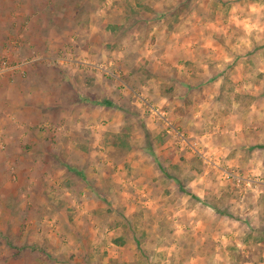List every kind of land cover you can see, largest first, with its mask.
<instances>
[{"label":"crops","instance_id":"crops-1","mask_svg":"<svg viewBox=\"0 0 264 264\" xmlns=\"http://www.w3.org/2000/svg\"><path fill=\"white\" fill-rule=\"evenodd\" d=\"M76 1L79 3L73 5L71 0H65V11H58L60 8L44 7V0H0V63L4 61L15 68L0 75V264H175L178 252L164 239L167 235L172 239L173 225L179 220L164 219L157 213L169 209V205L133 203V198L126 206L113 202L115 195L127 194L126 190L138 196L128 185L132 179L138 187L140 181L142 185L148 183L153 193L161 191V172L140 166L144 157L135 155L117 159L116 167L111 159L102 166L99 159L103 157L94 150L102 137L98 127H92L90 117L94 114L90 111L97 97L108 100L113 97L112 91L106 87L99 94V78L85 80L81 73L71 75L84 65L82 44L101 31L94 22L104 19L103 33L109 39L119 27L112 20L120 11L114 7L107 17H97L91 12L89 0ZM154 3L155 11L145 0H131L132 16L139 24L157 18L172 19L171 11L156 8L161 0ZM147 5L149 12L145 11ZM157 28L149 35H164ZM108 44L109 41L93 42L102 48ZM194 61L187 57L182 64L175 63L176 71L187 77L181 82L186 90L190 82L201 78L190 69L196 66ZM29 66L34 68L32 72L39 66L44 68L46 81L42 82L47 85H29ZM185 67L188 68L184 70ZM53 68H58L59 74ZM145 107L156 112L153 105ZM135 112L139 114L140 110ZM84 117L91 119V126L84 123ZM139 124L147 130L143 120ZM114 136L105 134L108 140ZM94 169L102 173L94 175ZM83 179L89 185L85 186ZM66 186L80 204L66 202ZM99 200L109 202L105 209L109 218L105 221L98 217L103 209ZM117 210L124 216L121 223L116 221ZM135 211L146 222L134 218ZM45 220L47 226L53 225L54 233L50 234L53 227L50 233L42 230ZM143 237L150 239V244ZM190 258L198 261L192 253ZM203 259L200 254L199 260ZM182 260L186 264V256Z\"/></svg>","mask_w":264,"mask_h":264},{"label":"rangeland","instance_id":"rangeland-1","mask_svg":"<svg viewBox=\"0 0 264 264\" xmlns=\"http://www.w3.org/2000/svg\"><path fill=\"white\" fill-rule=\"evenodd\" d=\"M44 1L45 2L43 3V6L47 7V9L58 10L60 8L58 11H65V0H63L61 3L56 2L58 0ZM71 1L73 5H75V3L77 4L78 2L76 0ZM145 1L148 2L149 5L151 4L153 6L152 10L155 11V3L153 0ZM67 4H70V2H67ZM149 5L145 7L146 12H149L151 9ZM169 5L172 6V9L176 8L174 10L176 16L172 19H164L165 17L162 19L157 18L154 20H147L144 21V23L139 24V20L136 18V16H132L134 8L131 5V0H114V7L116 10H119L120 13L115 14L117 17H115L112 22L119 26L118 29L114 30L115 33L110 36L109 39L105 35L103 38H101L98 35L100 32L99 31L97 35L92 36L89 41L83 43L81 46V55L83 59H86L87 57H94L97 55V53H100L101 57H107L112 62L113 72L107 73L103 77L102 81L100 74L95 71H86L81 73L85 80L99 78V87L97 93L101 94L100 91H104L106 87L112 91V98H108V100L103 99L102 101H98L96 99V106L94 105L95 108L90 111L92 115L94 114V116L90 117L93 119L91 122L92 127L97 126L99 137H102V139L100 138L98 145L94 150L101 157H103L99 159V161L104 162L101 163L103 167L104 165H107V161L110 162L109 159L112 161L114 160L113 165L116 167V160L119 158L126 159L127 156L132 158L133 155L142 157L140 149L143 146V137L134 130L135 126L133 123H131L132 121L128 116L132 115L140 117L141 110L138 108H133L130 113H125L123 110L111 112L109 110L107 111L106 109H111L115 104H120L122 102H124L125 107H127V103L124 101L125 96H118L113 92L114 86L117 89L123 87V85L120 84L121 79L128 81V83L132 85V89L137 94L139 102L146 106L153 105L156 103V101L148 102L145 100L144 96L142 95L145 91L149 94V96L153 95L156 91H161L162 94L165 95H162L161 98L170 94L174 95L177 90H180L183 93H193L190 98V102L183 106L184 111L179 113V119L173 123L167 124L166 129L160 121L155 120L153 116L155 111H150L146 107L144 108V105L143 119L139 120V123L143 120V122H145L148 127V121L153 122L155 126V139L159 141L160 148L164 149L160 155L166 161L171 162L169 166L175 165L177 171H179V166L181 164L191 165L193 160H199L201 168L207 166L205 161L208 159V157L204 153H207L208 149H204V153L196 150V154L192 155L191 150L194 149L196 143L195 136L191 134L190 129H186L182 124L184 121H191L196 113L201 109V106H203L205 112L211 114L214 117L213 124L219 123L218 118H216L217 113H219L220 116H223L225 120H230V109L233 101L240 105V109H237V111L239 112L242 109L244 115L253 112V108H255L257 112H264V83H262L264 82V71L259 70L260 68L264 67V51H260L258 55L256 54L257 49L245 50L243 52H233L229 44L235 45L236 40L233 39L228 41L224 32L219 31V29L222 27H228V12L231 11V4L229 3V0H170V2L169 0H165L164 3H157L156 8L158 10H165L167 13L168 11H171ZM180 5H182V8ZM82 7H84V5H82ZM89 9L86 8L88 12H90ZM91 12L94 11L91 10ZM103 20L104 19H98L97 22H94V25L96 27H99L101 24L104 25ZM154 27H158L156 30H159V32L160 30L164 31V35H149ZM234 27L235 24L230 26V28ZM186 31H189L188 33L190 35L185 34ZM172 32H175V35L170 37L169 34ZM229 34H231V32H229ZM158 36H163V38L156 41L155 38ZM175 40L176 43L174 42ZM106 41H109L107 47L102 48L98 47V45H93V42L100 43ZM206 43H211L212 48L202 47V45ZM161 46L163 48H161ZM124 49H135V51L129 53L130 56L135 57V60L127 61V58L125 57L124 61L127 62H118L116 59H114L118 54L123 57ZM145 49L152 53V57H154V59L147 56H144L143 58L141 57L140 52ZM210 53H214V55L208 64L209 72H212V69L216 64L222 62L226 64V67L224 72H212V75L206 77L201 73L202 68L198 65L202 62V58L208 56ZM187 57H189L191 60H195L194 62L196 66L190 68L195 74L194 76L201 77L200 79H195V83L190 82L191 80L188 78L190 82L187 87L188 90H186L185 85L181 83L182 80L187 78L186 75L184 72L178 73L176 71L178 68L175 67V63L182 64L184 60L187 59ZM10 66L12 65H9V67ZM82 68H84V65L81 67V69ZM187 68L188 67H185L184 70ZM32 70H34V68L29 66V85L40 87L42 85H47L46 82H42L46 79V72L44 71V68L39 66L34 72H32ZM52 70L59 74L58 68H53ZM220 76L224 77V81L220 84L219 88H216L215 85ZM117 77H119V79ZM248 83L252 85L251 88H245V85ZM84 88L85 87L82 89ZM237 89H241V91H237ZM104 102H108V105L104 104ZM169 102L171 103V100H169ZM81 104L83 107L87 106L84 100L81 101ZM221 105H227V108H221ZM91 106H93V104ZM214 107L215 111L213 110ZM136 110H140V113L136 114ZM168 110L167 104H165L160 109L162 112H167ZM176 114V112L173 113V115ZM83 115L86 116L88 114ZM157 115H159V113H157ZM163 119L167 120V117H164ZM251 119L253 121L256 119L254 112ZM90 120L88 117L83 118L84 123L88 126H91L89 122ZM247 123L248 121H243L241 123V128H243V126ZM235 126L236 122H230L228 125L229 130ZM225 127V124L220 123L221 130H223ZM109 129H114L116 132L112 133L109 131ZM248 131L249 135L243 137L238 147L249 157H251V155L256 152L257 147H260L259 154L264 155V146H260L258 143H256L259 141L258 133L261 131V128L257 127L255 131H253V129L250 127ZM169 132H175V140H173L172 136L169 135ZM106 133L108 135L115 134L117 143H111L110 141L113 137L111 140H108L105 137ZM181 142H183V144L187 145L188 147L182 148ZM216 150L219 151V148ZM235 151L236 150L233 149V151L230 152L229 155L225 157V159H233L235 156ZM156 152L157 149L149 145L148 151L144 152L143 154L144 159L140 166L143 165L151 167L149 170L153 172L157 171L158 174L161 172V177L163 180L158 183L160 184L159 189L162 191L165 197H171L170 195L174 191V185H172V181L169 180L170 178H168L166 174L163 173L162 169L156 163L152 162V156L155 155ZM104 156L107 157L104 158ZM132 164L131 167H129L130 170L133 169ZM137 167L138 166H135L134 168ZM115 170L116 169L114 168V171ZM192 170H195V168ZM96 171L97 172H95L94 169L92 173L94 175H100L99 173H102L101 169ZM219 171H226L229 175V178L232 176V170L230 168H219ZM239 171L240 176L243 177V169H240ZM209 174L211 175V173ZM82 181L85 186L89 185L90 183L88 181L85 183V179ZM130 181L132 183H130ZM130 181L128 182V185L131 189L137 192L136 194L138 196H131L134 195V193L131 194L130 191L126 190L127 194L122 192L121 195H115L116 198L113 202H117L122 206H126L127 203L132 201L131 198H133V203L137 202L140 204V202L146 201L152 202L154 204L163 203L169 205V209H163L162 211L158 210L157 212L158 214L161 213L164 219L174 216L175 212L178 211V209L173 207V200H156L155 196H149L148 190L150 185L148 183V186L145 187V185L140 184V181H137V184H139L138 187L137 185H134L135 181L133 179ZM169 185L173 186V188H170ZM241 186H243V184ZM228 187L231 189L232 185H229ZM253 187H255V185H253ZM139 190L144 192L143 197L140 196ZM235 191L238 193L239 188H236ZM251 195L252 193H249V196ZM192 196L196 202L199 203V195L193 192ZM54 198L55 197L51 198V200ZM229 198L233 199L234 196ZM66 202L69 201L67 200ZM261 202H264V194L261 195L260 201H258V203ZM70 203L80 204V201H76L75 199L74 203L69 202V204ZM106 203L109 202H102V200L98 201V205L104 209V211L103 209H100V211H102L98 212V217L102 221H105L107 218H109V215H107V212H105V209L108 207ZM208 212L211 214V208H208ZM233 215H235V213H233ZM133 216L136 219H142L144 222H146V218L140 217L137 211L134 212ZM116 218V221L119 223H121L123 220L124 216L122 217L120 210L116 211ZM175 219L179 220V223H181L182 221L187 222L189 217L175 216ZM223 219L228 226L226 230H231L233 228V217L231 215H227ZM260 221L262 227H264V209H261ZM52 227L53 225L48 226L49 229H52ZM42 230L44 231V229ZM52 232H55L54 227L51 230V233H48L52 234ZM166 237L167 238L164 239L165 244H176V242L171 239L169 235ZM143 239L145 241L147 240V243L150 244V239H145V237H143ZM249 241L251 242L249 243ZM207 243L208 241H205V244ZM213 243H215V241H213ZM245 243L248 244V248L245 250L247 254L245 255L244 253H237L235 250H233L230 264H264V231H261L255 238L246 236ZM179 247L180 245H177V248ZM196 251H200V254L203 255L204 259L203 261H195V264H202V262L203 264H207V261L205 260V253L201 250ZM192 255L196 257L195 252H192ZM184 257L185 255L178 253L175 264H182V259H184ZM147 264H150V262H147Z\"/></svg>","mask_w":264,"mask_h":264},{"label":"clouds","instance_id":"clouds-1","mask_svg":"<svg viewBox=\"0 0 264 264\" xmlns=\"http://www.w3.org/2000/svg\"><path fill=\"white\" fill-rule=\"evenodd\" d=\"M164 2L165 0H161V3ZM89 3L91 10L96 13L97 17L102 15L107 17L109 11L114 8V0H89ZM229 3L231 4V11L228 12V27H222L219 31L224 32L228 41L236 40L235 45L229 44L233 52L257 49L256 54L258 55L260 51H264V0H229ZM233 24H235V27L230 28ZM103 27V24H101V31L98 33L101 38L104 36ZM79 46L77 45V47ZM202 47L212 48V44L206 43ZM133 51L135 49H124L123 57L118 54L114 59L118 62L135 60L134 56L129 55ZM140 55L142 58L147 56L154 59L152 53L146 49L142 50ZM213 55L214 53H210L208 56L203 57L202 62L198 65L204 68V76L206 77L212 75V72H224L226 67V64L222 62L216 64L212 72H209L208 64ZM125 57L127 61H124ZM259 70L264 71V67ZM86 71L99 73L102 81L107 73L113 72L112 62L107 57H101L100 53H97L94 57L84 59V68H77L71 75L75 76ZM117 78L119 79V77ZM223 81L224 77L220 76L215 87L219 88ZM120 84L123 87L117 89L114 86L113 92L118 96H125L124 101L127 103V107L122 102L115 104L109 111L123 110L125 113H130L133 108L141 110L140 117L129 115V119L135 126L134 130L143 137V146L140 149L141 156L143 158V154L148 151L149 145L156 148L157 152L152 156V162L156 163L163 173L167 177H171L174 182V191L171 197H165L159 191L153 193L151 189H149V196H155L156 200L171 199L174 201L173 207L178 211L169 219L174 221L175 216L189 217L187 222L182 221L173 225L175 233L172 239L176 240L173 251L185 255L186 264H195V261L190 258L192 252H195L197 260L200 259V251L196 250L205 253L207 264H230L233 250L246 255L245 250L248 248V244L245 243V237L255 238L261 231H264L260 221V213L261 209H264V202L258 203L261 195L264 194V155L259 154L260 147H257L256 152L249 157L240 150L238 145L244 136L249 135L248 129L250 127L253 131L260 127L259 141L256 143L264 146V112H257L253 108L256 115V119L253 121L251 119L253 112L247 113V115L243 114L242 109L238 112L237 109H240V105L233 101L230 109V120H225L223 116L217 113L216 118H218L219 123L213 124L214 117L205 112L203 106H201V109L191 121H184L182 124L186 129H190L191 134L195 136L196 143L194 149L191 150L192 155L196 154V150L204 153V149H208L207 153H204L208 157L205 161L207 166L201 168L199 160H193L191 165L181 164L179 171H177L175 165L169 166L171 162L166 161L160 155L164 149L160 148L159 141L155 139L153 122L148 121L149 127L147 130L140 126L139 120L143 119V105L139 102L132 85L123 79L120 80ZM251 87L250 83L245 85V88ZM237 91H241V89H237ZM142 95L148 102L156 101L153 104V107L156 108L153 116L166 129L167 124L179 119V113L184 111L183 106L190 102L193 93H183L177 90L174 95H167L166 98H161L159 91L151 96L145 91ZM93 97L87 99L91 100ZM103 99V97H97L98 101ZM169 100H171V103H169ZM165 104H167L169 110L167 112L160 111V108ZM220 107L227 108V105H221ZM213 110L215 111V107ZM174 112L177 114L173 115ZM164 117H167V120H164ZM243 121H248V123L241 128ZM230 122H236V126L231 130L228 127ZM220 123L226 125L223 130L220 128ZM169 135L172 136L173 140L176 139L175 132H169ZM110 142L116 144V137L114 136ZM181 146L182 148L188 147L183 142H181ZM217 148H219V151L216 150ZM233 149L236 150L234 158L231 160L225 159ZM225 167L232 170L231 178H229L226 171H219V168ZM193 168L195 170H192ZM240 169H243V177L240 176ZM242 184L243 186H241ZM229 185H232L231 189H229ZM236 188H239L238 193L235 191ZM193 192L199 195V203L193 198ZM249 193H252V195L249 196ZM63 194L69 202H74L76 199L68 186L65 187ZM139 194L143 197L144 192L139 190ZM232 196L234 198L230 199L229 197ZM209 207L212 209L211 214L208 212ZM227 215L233 217V228L231 230H226L228 226L223 219ZM43 227L45 233L50 231L47 220H45ZM205 241H208V243L205 244ZM177 245H180V247L177 248Z\"/></svg>","mask_w":264,"mask_h":264},{"label":"built area","instance_id":"built-area-1","mask_svg":"<svg viewBox=\"0 0 264 264\" xmlns=\"http://www.w3.org/2000/svg\"><path fill=\"white\" fill-rule=\"evenodd\" d=\"M9 69H15L14 67H9L4 61L0 63V75H2L5 71Z\"/></svg>","mask_w":264,"mask_h":264},{"label":"trees","instance_id":"trees-1","mask_svg":"<svg viewBox=\"0 0 264 264\" xmlns=\"http://www.w3.org/2000/svg\"><path fill=\"white\" fill-rule=\"evenodd\" d=\"M180 6H181V8H182V5H180ZM175 9H176V8H175ZM175 9H172V8H171V11H172V12H171V16H172V18L176 16V13L174 12ZM145 21H147V20H145ZM106 105H108V103H106Z\"/></svg>","mask_w":264,"mask_h":264}]
</instances>
